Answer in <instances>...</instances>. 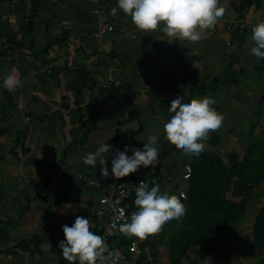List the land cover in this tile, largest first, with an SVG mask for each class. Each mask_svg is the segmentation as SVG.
I'll list each match as a JSON object with an SVG mask.
<instances>
[{
	"label": "crops",
	"instance_id": "crops-1",
	"mask_svg": "<svg viewBox=\"0 0 264 264\" xmlns=\"http://www.w3.org/2000/svg\"><path fill=\"white\" fill-rule=\"evenodd\" d=\"M116 5L117 0H39L35 15L28 0H0V81L8 73L22 81L14 91L0 86V264H69L58 245L62 225L76 216H89L92 230L101 234L92 214L124 178L103 177L98 163H84L101 142L113 146L101 154L110 169L115 149L142 148L148 130L158 129L160 153L168 156L127 176H170L164 188L177 196L185 190L177 182L189 155L162 138V120L176 92L214 96L213 107L224 113L222 125L237 98L243 110L250 105L253 110L245 111L264 113V58L250 52L264 0H228L224 16L205 27L200 39L145 32L122 10L111 14ZM13 36L23 49L6 53ZM248 118L255 126L261 122ZM227 132L234 134V127ZM232 152L237 153L223 155ZM126 236L113 243L118 264L140 252L149 255L138 234L124 250Z\"/></svg>",
	"mask_w": 264,
	"mask_h": 264
},
{
	"label": "clouds",
	"instance_id": "clouds-1",
	"mask_svg": "<svg viewBox=\"0 0 264 264\" xmlns=\"http://www.w3.org/2000/svg\"><path fill=\"white\" fill-rule=\"evenodd\" d=\"M227 3L228 0H117V5L110 11L116 15L122 10L145 32L159 29L173 38L200 39L205 27L214 25L224 16ZM251 41L250 52L264 58V19L252 25ZM21 84L18 74L8 73L0 81V86L9 91L16 90ZM216 102L211 95L188 96L176 92L168 102L170 112L162 120L167 137L180 145L184 153L199 155L205 148L209 131L220 128L224 121V113L213 107ZM159 139V130L149 129L142 148L125 145L123 150L115 149L110 169L106 156L101 155L112 151L113 146L107 142H101L97 150L88 152L83 160L92 166L98 163L103 177H125L141 166L159 161ZM181 196L186 199L184 193L177 196L168 188H162L159 180H141L135 188L133 203L136 207L130 216H125L124 208L119 210L125 222L118 225V230L129 236H143L160 230L168 221L179 220L188 211ZM92 229L89 216H76L70 225L63 224L64 239L58 245L63 257L69 264L77 261L79 264H105L106 260L107 264H118L119 255L110 251L104 236Z\"/></svg>",
	"mask_w": 264,
	"mask_h": 264
},
{
	"label": "trees",
	"instance_id": "trees-1",
	"mask_svg": "<svg viewBox=\"0 0 264 264\" xmlns=\"http://www.w3.org/2000/svg\"><path fill=\"white\" fill-rule=\"evenodd\" d=\"M28 1L36 15L39 0ZM27 29L26 32L29 31ZM10 42L6 53L23 49L22 41H17L14 36ZM251 125L248 128H251ZM252 130L253 128L250 131ZM210 132L211 146H218L217 129ZM251 141L252 146L240 161L236 152L224 156L206 147L199 155L188 154L192 174L184 184L187 198L183 201L188 211L179 220L168 221L160 230L146 234L147 238L151 239L149 241H153L154 247L158 246L152 254L147 256V253L140 252L133 258L125 260V264H182L184 259L196 264L195 258L191 255L205 261L226 243L229 234L233 233L235 221L243 215L246 203L253 197H256L258 200L256 203L259 205L250 224L252 240L249 247L250 252L258 256L257 264H264V152L256 153L264 151V145L253 138ZM175 149L178 150L177 147ZM168 153L164 151L159 154L158 166ZM159 171L160 168L157 170L158 174ZM156 178L158 177L139 175L134 179L151 182ZM256 190L261 193H257ZM228 193L232 198H227ZM235 196L239 197L240 201H236ZM125 205L132 210L136 207L133 202H126ZM133 236L134 234L127 235L128 240L124 238L125 241H122L124 250L129 246ZM159 249L164 252L163 256L158 257L154 254Z\"/></svg>",
	"mask_w": 264,
	"mask_h": 264
},
{
	"label": "rangeland",
	"instance_id": "rangeland-1",
	"mask_svg": "<svg viewBox=\"0 0 264 264\" xmlns=\"http://www.w3.org/2000/svg\"><path fill=\"white\" fill-rule=\"evenodd\" d=\"M232 70H233V73L232 74L230 73V74L231 75L235 74L237 76L236 68H232ZM222 97L225 100L228 97V95L224 94ZM240 101H241L240 98L232 100V102H234L235 105L232 107V109L228 108L231 119L229 121H226L224 125H221V127L218 128L219 129V132H218L219 140L217 143L224 144V147H222V149H218V146H213V145L210 146L211 151H213L214 153L218 155L220 154L222 155L224 152H227V151L230 152L233 149L234 150L236 149L238 153L239 161L245 156L244 154L247 152V149L249 150V148L252 146V145L250 146V144H252V141H251L252 138L253 140H256L260 143H264V126H263L264 121H262L264 120V113L257 115L253 112L252 113L247 112L248 110L250 111L253 110L252 106L250 105L246 106L245 110L247 111H245L243 110L244 108L241 106L242 103ZM236 104H239V107H236ZM248 116H251L252 120L254 119L256 121L258 120L259 122L260 121L261 122L257 126H255L254 124L251 125L249 122ZM151 124L157 126V124L153 121L149 123V125ZM250 125L252 127L247 128ZM229 126L234 127V134H230L227 132ZM252 128L253 130L251 132L250 130ZM210 136L211 135L209 131L208 139L210 138ZM162 138L163 140H166V138L168 137L164 133L162 134ZM238 139L242 140L245 146L243 145L241 146L238 143ZM225 143H226V146H225ZM259 152H264V151H261V150L256 151V153H259ZM187 160H189L188 156H187ZM138 171L139 170H137L136 172ZM136 175H138V173ZM183 183L184 182L181 181V179L177 182V184H180V187L183 186ZM256 191L257 193H261L258 190ZM227 198L230 199L232 198V196L228 193ZM234 199L236 201H240L239 197L235 196ZM257 201L258 200L256 199V197H253L250 199L248 203H246L245 212L243 213V215L239 217V219L235 221L236 223L232 227L233 233L229 234V237L226 240V243L223 244L220 248H218L216 252L212 254L211 257H208L205 261H202L199 257L193 256L190 254L192 258H195V262L197 264H243V263L244 264H257L258 256L251 253L250 247H249V243L252 240V236L250 232V224H251V221L253 220L257 206L259 205L256 203ZM94 220H97V224L99 226L101 225L100 229H103L106 226V223H107L106 214L102 218L100 219L94 218ZM119 235H121V233ZM143 236H144L143 238L144 240L141 241L143 243L142 247L144 245L147 246L149 248L148 253L152 254L154 250L158 248V246L154 247L153 241H149L150 239H148L146 235H143ZM154 254H156V256L159 257V256H163L164 252L157 250L156 253ZM186 261H188V259L187 260L184 259L182 264H187Z\"/></svg>",
	"mask_w": 264,
	"mask_h": 264
},
{
	"label": "built area",
	"instance_id": "built-area-1",
	"mask_svg": "<svg viewBox=\"0 0 264 264\" xmlns=\"http://www.w3.org/2000/svg\"><path fill=\"white\" fill-rule=\"evenodd\" d=\"M248 26V22L241 25L242 28H246ZM111 30V28H109ZM104 32V30H102ZM192 174V168L190 164H185L183 166L182 174H181V181L184 182V184L187 183V181L190 179V176ZM79 179L83 180L88 185H93L96 187H99L98 183L93 182L92 180L87 179L86 177L79 176ZM142 179H134L130 176L124 177L115 187L113 194L105 198L102 205L94 210L92 217L93 218H102L106 214L107 223L106 226L102 229L101 235L104 236L106 242L109 245V250L113 252L114 250V241L116 240L117 236L121 233L118 230V225L120 223L125 222L123 218L119 215V210L121 208L125 209V216H130V213L133 211L132 209H128L125 205L126 202H133L135 199V188L138 185V183ZM153 180H159L161 183V187H163L164 183L171 180V177L168 176L165 179H153ZM145 181V180H144ZM181 193L186 194V190L180 191L178 196H180ZM183 201H186L184 197H180ZM187 198V194H186ZM107 256V254H105Z\"/></svg>",
	"mask_w": 264,
	"mask_h": 264
}]
</instances>
